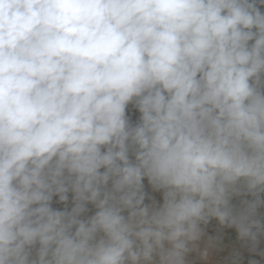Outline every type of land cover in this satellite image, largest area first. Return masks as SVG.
Here are the masks:
<instances>
[{
  "label": "clouds",
  "instance_id": "clouds-1",
  "mask_svg": "<svg viewBox=\"0 0 264 264\" xmlns=\"http://www.w3.org/2000/svg\"><path fill=\"white\" fill-rule=\"evenodd\" d=\"M0 264H264V0H0Z\"/></svg>",
  "mask_w": 264,
  "mask_h": 264
}]
</instances>
